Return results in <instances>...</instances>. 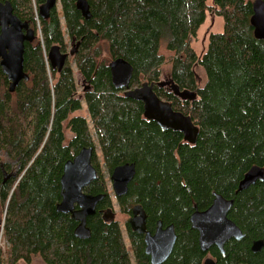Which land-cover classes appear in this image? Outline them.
<instances>
[{
  "label": "trees",
  "instance_id": "trees-1",
  "mask_svg": "<svg viewBox=\"0 0 264 264\" xmlns=\"http://www.w3.org/2000/svg\"><path fill=\"white\" fill-rule=\"evenodd\" d=\"M0 1L11 2L36 33L25 49L29 81L12 93L0 66V204L7 213L0 220L7 242L0 264H32L35 258L44 264H150L144 236L129 221L105 220L106 210L115 213L114 201L128 217L142 206L152 234L160 221L175 225L177 244L165 264H204L207 258L264 264V247L252 251L255 241H264V181L238 193L252 167L264 168V41L250 23L254 0H87L89 21L75 0H59L47 20L39 16L45 0ZM208 13L224 28L198 56L192 42ZM53 46L74 52L60 73L48 61ZM106 53L133 66L132 89L160 83L162 67L172 66L173 91L156 85L155 92L199 127L195 145L181 133L162 131L144 118L141 102L114 88ZM197 65L207 77L203 88ZM83 110L87 117L74 115ZM85 147H94L99 174L86 193L106 198L88 219L91 238L81 240L78 224L57 207L64 166ZM133 163L127 196L114 198L103 166L111 175ZM214 194L234 200L229 218L245 235L227 243L225 256L216 247L204 253L190 221L196 210L212 206Z\"/></svg>",
  "mask_w": 264,
  "mask_h": 264
},
{
  "label": "water",
  "instance_id": "water-1",
  "mask_svg": "<svg viewBox=\"0 0 264 264\" xmlns=\"http://www.w3.org/2000/svg\"><path fill=\"white\" fill-rule=\"evenodd\" d=\"M76 8L82 17L89 21L92 18L90 5L87 0H75ZM59 0H45L39 9L43 20L49 19L51 12L56 9ZM253 16L251 26L257 40L264 41V0H254L252 3ZM36 41V33L27 22H22L15 14L11 2L0 1V66L10 82V91L14 93L23 81H29L30 76L25 71L26 44ZM74 52H62L59 46H53L48 53V61L54 71L62 72ZM112 84L116 90L123 91L126 98L141 102L144 118L155 122L162 131L181 133L187 144L195 145L200 129L192 118L174 110L171 103L161 99L155 92L160 83L145 82L141 87L132 89L134 76L133 66L123 58L112 60L110 63ZM94 147H85L64 166L61 177L62 201L57 212L70 215L78 224L75 237L81 240L91 238L88 219L97 213V208L106 195H92L86 190L98 180L99 174L93 165ZM136 176V165L125 164L115 168L110 176L112 189L117 199L127 196L129 186ZM264 181V168L254 166L239 183L238 193L248 190L257 182ZM212 206L206 211L196 210L191 216L193 230L199 234L200 248L208 253L216 247L222 256L226 255L225 247L231 240L241 241L245 238L242 230L229 218L234 207V200H228L219 194H214ZM111 210L105 212V220L111 218ZM131 229L144 236L145 253L150 257V264H165L171 257L177 244L178 235L175 225L164 227L160 221L154 234L147 229V214L142 206L133 208L129 219ZM264 241H255L252 245L254 253L261 252ZM204 264H217L212 258H207Z\"/></svg>",
  "mask_w": 264,
  "mask_h": 264
},
{
  "label": "rangeland",
  "instance_id": "rangeland-1",
  "mask_svg": "<svg viewBox=\"0 0 264 264\" xmlns=\"http://www.w3.org/2000/svg\"><path fill=\"white\" fill-rule=\"evenodd\" d=\"M212 3V0H208V4L211 5ZM58 7L60 6V3H58L57 5ZM223 28H224V22L221 18H218L215 14L213 13H208V17H207V21L206 23L200 28V30L198 31V34H197V37L193 40L192 42V47L193 49L195 50V52L197 53L198 56H201L203 55L207 49H208V45H209V38L212 34H216V33H221L223 31ZM72 47L69 46L68 48V52L67 53H70L72 51ZM162 53L167 57L169 58L171 56V54L169 52H167L165 50V47L163 45V48H162ZM105 57L109 60L110 58L108 57L107 53L105 54ZM72 58V57H71ZM195 72L197 73V76H198V83H199V87L203 88L207 82V77H206V74L204 72V70L199 66L197 65L195 67ZM171 73H172V66L167 63L165 64L163 67H162V75H161V80H160V86H162L164 88V90L166 91H169V92H172L173 90V81H172V77H171ZM79 81H80V78L78 77ZM74 115H81L83 117H87V111L86 110H83L81 112H78ZM66 136L67 138H71L72 135L69 131H66ZM96 151L99 153V149L96 148ZM102 163V161H101ZM103 171H104V176L106 179H110V174L107 173V171L105 170L104 166H103ZM15 173V171H13ZM110 187H111V191H112V194H113V197L115 198V194L113 192V189H112V183L110 181ZM114 214H111V218L109 217L108 220H115L117 222H119L121 225H125L127 221H129V219L131 217H128L124 214H122L120 212V209L116 203V201H114ZM108 211V210H106ZM105 211V212H106ZM107 213V212H106ZM6 210H4V208L1 206L0 204V220L4 221L5 220V217H6ZM1 237V240H0V248L6 252V249H7V242L6 240L4 239V236H2V234L0 235ZM126 238V244L129 248V250L131 249L130 247V243L128 242V239L127 237ZM134 263V261H133ZM19 264H26L24 262H20ZM32 264H44L43 261L40 259V258H35L32 262Z\"/></svg>",
  "mask_w": 264,
  "mask_h": 264
}]
</instances>
